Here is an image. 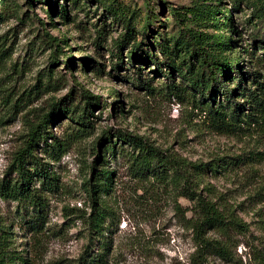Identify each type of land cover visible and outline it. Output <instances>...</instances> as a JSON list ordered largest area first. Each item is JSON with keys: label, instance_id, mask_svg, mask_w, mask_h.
Here are the masks:
<instances>
[{"label": "rangeland", "instance_id": "374dc122", "mask_svg": "<svg viewBox=\"0 0 264 264\" xmlns=\"http://www.w3.org/2000/svg\"><path fill=\"white\" fill-rule=\"evenodd\" d=\"M257 4L0 0V187L19 180L17 159L32 130L44 126L46 133L35 159L27 160L30 173L38 171L32 198L15 200L0 189V251L27 264H80L100 252L107 264H194L193 203L173 170L142 175L138 152L117 141L120 132L183 164L199 195L247 225L229 235L210 229L207 236L228 245L233 261L211 254L203 264H264V129L245 118L248 106L233 129H216L189 77L199 63L182 47L185 28L210 39L223 59L247 73L245 88L255 90L250 74L264 82ZM150 26L152 43L171 55L173 73L145 43ZM138 45L154 52L157 63L140 52L133 63ZM226 71L227 88L236 90L239 80L232 68ZM224 90L208 95L210 104L225 109ZM242 92L239 104L247 100ZM102 170L112 181L95 205L88 190ZM42 171L49 178L40 179ZM40 205L47 223L38 234L31 221Z\"/></svg>", "mask_w": 264, "mask_h": 264}, {"label": "trees", "instance_id": "16d2710c", "mask_svg": "<svg viewBox=\"0 0 264 264\" xmlns=\"http://www.w3.org/2000/svg\"><path fill=\"white\" fill-rule=\"evenodd\" d=\"M48 4H52V0H47ZM173 16L178 24H182L184 21L180 18L179 13L172 9ZM256 17L258 24L255 28L257 41H264V0H258ZM155 29L153 27L148 28V32H144L145 43L149 46H153L159 51L166 65L172 71L176 70L174 63L171 61V55L167 52L166 48L161 45L152 43L151 38L154 35ZM182 36L184 40L182 42V47L186 50L188 55H192V59H196L199 63L198 68L195 71L189 72V77L192 80V84L202 97L200 100V105H203L206 109L207 115L211 118V122L214 127L218 130L229 131L234 128L235 124L240 122L242 119L243 111L247 106L252 110V113L246 114L245 118L249 122L261 125L264 129V82H258L256 79L257 73L250 74L253 79V83L256 84V89L249 91L245 88L246 74L241 73L239 64L234 62H229L223 59L221 53L218 49L212 48L209 44L211 42L208 38H203L197 33H192L189 29L185 28L182 30ZM183 39V37H181ZM216 43V42H213ZM217 45L224 46V44L216 43ZM134 49V48H133ZM144 53L147 59L155 61L157 63L158 58L156 54L150 50L144 52L142 45H138L136 49L130 52V59L135 62V57L137 53ZM143 55V56H144ZM141 56V57H143ZM190 57V58H191ZM191 68V66H190ZM235 73V77L239 80L238 88L236 90H230L227 88V84L224 82L223 77H228L227 71L231 69ZM229 73V72H228ZM243 87V92L240 93V97L247 99L242 104H239L235 99L237 92L241 91ZM217 89H225V96L227 98V105L225 109L220 107H214L210 104L211 94L215 93ZM248 91L249 94L245 92ZM248 95V96H247ZM248 97V98H247ZM45 124V123H44ZM44 126H38L34 128L30 135V140L25 149H23L17 159V171L19 173V180L15 181V185L12 184H2L0 189L2 196L11 197L12 199L18 200L21 197L32 198V192L30 191V185L32 179L38 175V171L30 173L28 170L27 160L35 159L34 147L40 139H45V128ZM109 133H105V140L109 141L112 150L114 145L111 141ZM117 141H121L123 145H127L134 151L138 152V156L135 158V163L138 165V169L142 175H151L156 173L160 169L169 168L173 170L175 179H177L182 186V194L188 198L194 205L193 212V231L195 234V242L197 244V250L194 255V264H203L207 255H217L218 257L233 261L231 250L228 245L209 238L207 233L210 229L219 230L223 234L229 235L231 232L243 233L247 230V225L237 218L229 219L214 203L210 202L205 197L199 195L196 191V184L192 178V173L179 163L177 160L171 156L166 155L159 148L149 144L143 138L138 136H127L120 132L116 135ZM62 145H59L61 148ZM111 150V149H110ZM195 169H199L195 166ZM43 177L39 176L40 179L49 178V174L45 171L40 172ZM112 177L109 172L100 171L97 175L95 183L90 185L88 190V195L93 204L96 205L99 200V195L104 191H107V186L111 183ZM34 198V197H33ZM35 206H37L35 204ZM42 205L39 207V211L32 218L31 229L38 234L43 233L46 226L47 220L45 214H43ZM6 242V240H3ZM1 247V243H0ZM8 256L5 251H0V264H15L16 260H19L22 264H27L28 259L21 256ZM80 264H107V255L103 253H98L96 256L88 259L83 257Z\"/></svg>", "mask_w": 264, "mask_h": 264}]
</instances>
